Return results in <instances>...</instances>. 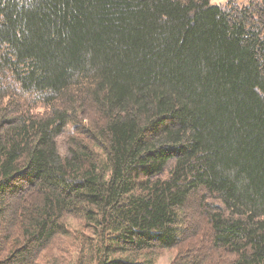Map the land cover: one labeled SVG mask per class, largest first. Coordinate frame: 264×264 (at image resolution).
<instances>
[{
  "label": "trees",
  "instance_id": "obj_1",
  "mask_svg": "<svg viewBox=\"0 0 264 264\" xmlns=\"http://www.w3.org/2000/svg\"><path fill=\"white\" fill-rule=\"evenodd\" d=\"M166 253L264 264V0H0V264Z\"/></svg>",
  "mask_w": 264,
  "mask_h": 264
},
{
  "label": "rangeland",
  "instance_id": "obj_2",
  "mask_svg": "<svg viewBox=\"0 0 264 264\" xmlns=\"http://www.w3.org/2000/svg\"><path fill=\"white\" fill-rule=\"evenodd\" d=\"M228 1H233V2H237L241 5H246L249 4L252 0H210V3L212 4H225ZM13 102H15L17 104L18 110H24L26 113L31 111L34 114H42L45 113V108L46 106L40 102L37 101L35 103L34 101V96L32 95H26L25 93L19 92L17 91L15 93V96L12 98ZM78 118L80 120L86 118L85 115L83 113H80L78 115ZM74 128L71 125L68 129V131H66L64 134H62L61 136H59L57 138V144H58V150L60 152L61 155H66L68 153V140L71 136V134L73 133ZM203 243V242H202ZM172 257L166 253L164 254V256H162L157 264H170Z\"/></svg>",
  "mask_w": 264,
  "mask_h": 264
}]
</instances>
